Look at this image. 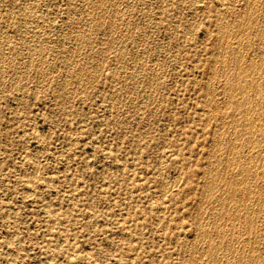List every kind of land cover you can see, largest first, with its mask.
I'll return each mask as SVG.
<instances>
[{
  "label": "rangeland",
  "instance_id": "rangeland-1",
  "mask_svg": "<svg viewBox=\"0 0 264 264\" xmlns=\"http://www.w3.org/2000/svg\"><path fill=\"white\" fill-rule=\"evenodd\" d=\"M0 1V264H264V151L246 160L233 108L246 96L262 140L264 0Z\"/></svg>",
  "mask_w": 264,
  "mask_h": 264
},
{
  "label": "bare ground",
  "instance_id": "bare-ground-1",
  "mask_svg": "<svg viewBox=\"0 0 264 264\" xmlns=\"http://www.w3.org/2000/svg\"><path fill=\"white\" fill-rule=\"evenodd\" d=\"M101 1H102V0H101ZM197 1H198V0H197ZM250 1H251V0H250ZM193 2H194V1H193ZM200 2H201V1H200ZM200 2L198 1V3H200ZM247 2H248V1H247ZM0 3H1V1H0ZM4 3H5V2H4ZM96 3H97V2H96ZM99 3H100V2H99ZM99 3H98V4H99ZM216 3H217V2H216ZM248 3H249V2H248ZM248 3H247V4H248ZM260 3H261V2H260ZM101 4H102V3H101ZM220 4H221V3H220ZM250 6H251V5H250ZM221 7H223V5H221ZM225 7H226V5H225ZM251 7H252V6H251ZM251 7H250V8H251ZM169 8H170V6H169ZM25 9H26V8H25ZM215 9H216V8H215ZM226 9H227V8H226ZM251 9H252V8H251ZM255 9H256V8H255ZM11 10H12V9H11ZM29 10H30V9H29ZM29 10H28V13L31 11V10H30V11H29ZM220 10H221V9H220ZM263 10H264V8H263ZM218 11H219V10H218ZM222 11H223V10H222ZM237 11H238V10H237ZM256 11H257V10H256ZM258 11H259V9H258ZM9 13H10V11H9ZM230 13H231V12H230ZM233 13H234V12H233ZM159 14H160V13H159ZM224 14H225V12H224ZM231 14H232V13H231ZM19 15H20V14H19ZM28 15H29V14H28ZM228 15H229V14H228ZM258 15H260V13H259ZM244 17H245V16H244ZM244 17L241 16L240 19H241V18L244 19ZM256 17H257V16H255V18H256ZM2 18H3V17H2ZM20 18H21V17H20ZM34 18H35V17H34ZM221 18H222V17L220 16V19H221ZM245 18H246V17H245ZM252 18H253V17H252ZM260 18H261V17H260ZM227 19H228V18H227ZM238 19H239V18H238ZM240 19H239V21H238L239 23H240V21L242 20V19H241V20H240ZM253 19H254V18H253ZM24 20H25V18H24ZM126 20H127V19H126ZM144 20H145V19H144ZM215 20H216V19H215ZM87 21H88V19H87ZM89 21H90V20H89ZM92 21H93V20H92ZM92 21H91V22H92ZM218 21H220V20L218 19ZM254 21H255V20H254ZM19 22H20V21H19ZM148 22H149V21H148ZM243 22H244V21H243ZM243 22H242V24H243ZM245 22H247V20H246ZM5 23H6V22H5ZM154 23H155V22H154ZM168 23H169V22H168ZM225 23H226V22H225ZM231 23H232V21H231ZM250 23H251V22H250ZM111 24H112V23H111ZM236 24H237V23H236ZM247 24H248V23H247ZM253 24H254V22H253ZM12 25H13V24H12ZM86 25H87V24H86ZM91 25H92V24H91ZM154 25H155V24H154ZM215 25H216V23H215ZM240 25H241V24H239V25L237 24L236 26L240 27ZM243 25H244V24H243ZM245 25H246V23H245ZM129 26H130V25H129ZM132 26H133V25H132ZM224 26H225V25H224ZM247 26L249 27V24H248ZM247 26H245V27H247ZM262 26H263V25H262ZM242 27H244V26H242ZM235 28H236V27H234V29H235ZM262 28H263V27H262ZM262 28H261V29H262ZM4 29H5V28H4ZM89 29H91V27H90ZM170 29H171V28H170ZM225 29H226V28H225ZM234 29H233V30H234ZM243 29H248V28H243ZM243 29H241V30H243ZM255 29H256V28H255ZM257 29H258V28H257ZM2 30H3V29H2ZM87 30H88V29H87ZM218 30H219V29H218ZM226 30H227V29H226ZM237 30H239V28H237ZM262 30H264V29H262ZM16 31H17V30H16ZM18 31H19V30H18ZM129 31H130V30H129ZM193 31H194V30H193ZM231 31H232V30H231ZM235 32H236V31H235ZM244 32H245V31H244ZM257 32H258V31H257ZM218 33H219V32H218ZM222 33H223V32H222ZM222 33H221V34H222ZM224 33H225V32H224ZM224 33H223V34H224ZM247 33H248V32H247ZM258 33H259V32H258ZM260 33H261V32H260ZM223 34L220 35V37H221V36L223 37ZM227 34H228V33H227ZM234 34H235V33H234ZM238 34H239V31H238ZM238 34L236 33L235 35L237 36ZM243 34H244V33H243ZM263 34H264V33H263ZM4 35H5V34H4ZM4 35H3V36H4ZM81 35H82V34H81ZM215 35H216V34H215ZM230 35H231V34H230ZM240 35H242V34H240ZM240 35H239V36H240ZM249 35H250V34H249ZM1 36H2V35H1ZM25 36H26V35H25ZM132 36H133V35H132ZM218 36H219V35H218ZM218 36H217V37H218ZM242 36H245V37H246V34H245V35H242ZM250 36H251V35H250ZM11 37H12V36H11ZM73 37H74V36H73ZM127 37H128V36H127ZM230 37H233V36H230ZM248 37H249V36H248ZM255 37H256V36H255ZM255 37H254V38H255ZM25 38H26V37H25ZM54 38H55V37H54ZM118 38L120 39V37H118ZM130 38H131V36H130ZM224 38H226V36H225ZM252 38H253V37H252ZM8 39H9V38H8ZM10 39H11V38H10ZM52 39H53V37H52ZM79 39L81 40L80 37H79ZM132 39H133V38H132ZM220 39H221V38H220ZM232 39H233V38H232ZM235 39H236V38H235ZM240 39H241V38H240ZM243 39H244V38H243ZM245 39H246V38H245ZM259 39H260V38H259ZM263 39H264V38H263ZM263 39H262V41H263ZM129 40H130V39H129ZM217 40H218V39H217ZM1 41H2V40H1ZM6 41H7V40H6ZM12 41H13V40H12ZM124 41H125V40H124ZM126 41H127V39H126ZM240 41H241V40H240ZM245 41H246V40H245ZM248 41H250V40H248ZM262 41H261V43H262ZM74 42H75V41H74ZM137 42H138V40H137ZM230 42H231V40H230ZM236 42H237V41H236ZM241 42H242V41H241ZM241 42H240V43H241ZM2 43H3V42H2ZM5 43H6V42H5ZM238 43H239V42H238ZM238 43H237V44H238ZM34 44H35V43H34ZM223 44H224V46H225V43H223ZM235 44H236V43H235ZM241 44H242V43H241ZM257 44H258V42H257ZM2 45H3V44H2ZM217 45H218V44H217ZM228 45H230V43H229ZM243 45H244V43H243ZM248 45H249V43H248ZM263 45H264V44H263ZM263 45H262V46H263ZM8 46H13V44H12V45H8ZM222 46H223V45H222ZM224 46H223L222 49L220 48L221 51L224 49ZM239 46H240V45H239ZM249 46H250V45H249ZM259 46H260V45H259ZM38 47H39V46H38ZM218 47H219V45H218ZM253 47H254V46H253ZM1 48H2V47H1ZM1 48H0V49H1ZM250 48H252V47H250ZM250 48H249V49H250ZM260 48H261V47H260ZM14 49H15V47H14ZM239 49H240V48H239ZM30 50H31V49H30ZM40 50H41V49H40ZM45 50H46V49H45ZM45 50H44V52H45ZM48 50H49V49H48ZM158 50H159V49H158ZM253 50H254V49H253ZM0 51H1V50H0ZM37 51H38V49H37ZM42 51H43V50H42ZM216 51H220V50H216ZM225 51H226V49H225ZM233 51H234V50H233ZM240 51H242V50H240ZM244 51H245V50H244ZM244 51H243V52H244ZM246 51H247V49H246ZM258 51H260V50H258ZM258 51H257V52H258ZM2 52H3V51H2ZM9 52H10V51H9ZM39 52H40V51H39ZM247 52H249V51H247ZM252 52H253V51H252ZM261 52H262V49H261ZM0 53H1V52H0ZM216 53H217V52H216ZM220 53H223V51L220 52ZM233 53H234V52H233ZM238 53H239V52H238ZM241 53H242V52H241ZM255 53H256V52H255ZM258 53H259V52H258ZM258 53H257V54H258ZM263 53H264V51H263ZM51 54H52V53H51ZM70 54H72V53H70ZM217 54H218V53H217ZM226 54H227V53H226ZM245 54H246V53H245ZM10 55H11V54H10ZM13 55H14V54H13ZM137 55H138V54H137ZM141 55H142V54H141ZM224 55H225V54H224ZM240 55H242V54H240ZM247 55H248V53H247ZM253 55H254V53H253ZM8 56H9V54H8ZM142 56H143V55H142ZM216 56H217V55H216ZM216 56H215V57H216ZM218 56H219V55H218ZM220 56H222V55H220ZM233 56L235 57V60H234L235 62H236L237 60H239L240 57H241V56H239L238 54H237V56H239V58H238L237 56H235V55H233ZM258 56H260V55L258 54L257 57H258ZM261 56H262V55H261ZM4 57H5V56H4ZM70 57H71V56H70ZM72 57H73V56H72ZM230 57H231V56H230ZM246 57H247V56H246ZM250 57H251V56H250ZM224 58H225V57H224ZM242 58H243V56L241 57V59H242ZM255 58H256V57H255ZM259 58H260V57H259ZM54 59H55V58H54ZM221 59H222V58H221ZM230 59H231V58H230ZM230 59H229V60H230ZM247 59H248V57H247ZM256 59H257V58H256ZM8 60H9V59H8ZM69 60H70V59H69ZM217 60H218V59H217ZM217 60H216V61H217ZM224 60H225V59H224ZM251 60H253V59H251ZM254 60H255V59H254ZM254 60H253V61H254ZM260 60H261V59H260ZM260 60H259V62H260ZM13 61H14V60H13ZM216 61H215V62H216ZM239 61H240V60H239ZM253 61H252V64L250 63L251 65H253V63H254ZM8 62H9V61H8ZM11 62H12V61H10V63H9L10 66H11ZM213 62H214V61H213ZM222 62H223V61H222ZM229 62H230V61H229ZM229 62H228V63H229ZM235 62H234V63H235ZM244 62H246V61H244ZM263 62H264V61H263ZM19 64H20V63H19ZM19 64H18V65H19ZM221 64H222V63H221ZM223 64H225V63H223ZM226 64H227V63H226ZM235 64H236V63H235ZM259 64H260V63H259ZM228 65H229V64H228ZM238 65H239V63H238ZM6 66H7V64H6ZM21 66H22V65H21ZM221 66H223V65H221ZM224 66H225V65H224ZM232 66H233V65H232ZM232 66H231V68H232ZM242 66H243V65H242ZM256 66H257V65H256ZM256 66H255V64H254V67H256ZM258 66H259V65H258ZM258 66H257V67H258ZM213 67H214V66H213ZM233 67H234V66H233ZM247 67H248V66H247ZM247 67H246V68H247ZM250 67H252V66H250ZM257 67H256V68H257ZM37 68H38V67H37ZM221 68H222V67H221ZM231 68H230V69H231ZM234 68H235V67H234ZM248 68H249V67H248ZM5 69H6V68H5ZM11 69H12V68H11ZM212 69H213V68H212ZM222 69H223V68H222ZM226 69H228L227 66H226ZM226 69H224V72H225ZM235 69H236V68H235ZM237 69H239V68H237ZM263 69H264V68H263ZM263 69H261V71H262ZM8 70H9V69H8ZM239 70H240V69H239ZM242 70H244V68H242L241 71H242ZM249 70H250V69H247V70H245V71L248 72ZM4 71H5V70H4ZM214 71H215V70H214ZM220 71H222V70L220 69ZM231 71H232V70H231ZM250 71H251V70H250ZM252 71H253V70H252ZM257 71H258V68H257ZM263 71H264V70H263ZM17 72H18V70H17ZM17 72H16V73H17ZM211 72H212V71H211ZM234 72H235V71H234ZM237 72H239V71H237ZM242 72H243V71H242ZM253 72H254V71H253ZM227 73H229V72H227ZM256 73H257V72H256ZM256 73H255V74H256ZM155 74H156V73H155ZM210 74H211V73H210ZM215 74H216V72H215ZM240 74H241V72H240ZM251 74H252V76H253V73H251ZM251 74L245 72V74H242V75H241V77H240L241 79H240V80H243V82H245V85H246V86H245L244 84H242V86L244 85L243 87H245V88H246V87H250V88L253 87V90H252V91L255 93V98H254V99H255V102H254V100H253V104H254V106H255V105L259 106L260 104L263 103V98H262V95H263V94H262V93H259V92H260V90H259V85H254L253 80H252V79H254V78L252 77V79H251ZM262 74H263V72H262ZM16 75H17V74H16ZM67 75H68V74H67ZM211 75H212V74H211ZM222 75H223V74H222ZM236 75H238V74L236 73ZM259 75H261V72H260ZM155 76H156V75H155ZM157 76H158V74H157ZM225 77H226V76H225ZM225 77L222 76L223 79H224ZM232 77H233V76H232ZM238 77H239V76H238ZM208 78H209V77H208ZM214 78H215V77H214ZM220 78H221V76H220ZM234 78H235V74H234ZM257 78H258V77H257ZM259 78H260V77H259ZM150 79H151V78H150ZM152 80H153V79H151V81H152ZM209 80H210V78H209ZM212 80H213V79H212ZM231 80H232V78H231ZM236 80H238V79L236 78ZM236 80H235V81H236ZM256 80H257V79H256ZM261 80H262V79H261ZM156 81H157V80H156ZM223 81H224V80H223ZM235 81H233V84H234ZM217 82H219V81H217ZM221 82H222V81H221ZM224 82H225V81H224ZM224 82H223V83H224ZM228 82H229V81H228ZM237 82H239V81H237ZM152 83H153V82H152ZM223 83H222V84H223ZM239 83H240V82H239ZM241 83H242V81H241ZM241 83H240V86H241ZM263 83H264V82H263ZM154 84H155V83H154ZM226 84H227V83H226ZM255 84H256V83H255ZM257 84H258V83H257ZM211 85H212V84H211ZM229 85H230V84H229ZM235 85L238 87V85H237L236 83H235ZM236 86H235V87H236ZM240 86H239V87H240ZM242 86H241V89L243 88ZM126 87H127V86H126ZM239 87H238V88H239ZM261 87H262V86H261ZM261 87H260V89H261ZM263 87H264V86H263ZM206 88H207V86H206ZM223 88H224V84H223ZM223 88H222V89H223ZM209 89H210V88H209ZM224 89H226V88H224ZM224 89H223V90H224ZM230 89H234V88H231V87H230L228 90H230ZM236 89H237V88H235V90H236ZM239 89H240V88H239ZM248 89H249V88H248ZM211 90H212V89H211ZM228 90H227V92H228ZM235 90H233V91H235ZM246 90H247V89H246ZM263 90H264V89H263ZM212 91H213V90H212ZM230 91H231V90H230ZM230 91H229V92H230ZM248 91H250V90H248ZM207 92H208V91H207ZM207 92H206V93H207ZM213 92H214V91H213ZM213 92H212V93H213ZM222 92H224V91H222ZM229 92H228V93H229ZM243 92H244V91H243ZM204 93H205V92H204ZM231 93H232V92H231ZM231 93H229V94H231ZM234 93H236V91H235ZM244 93H245V92H244ZM246 93H247V92H246ZM209 94H210V93H209ZM224 94H225V93H224ZM226 94H227V93H226ZM237 94L242 95V92L240 91V92H238ZM248 94L250 95V92H249ZM261 94H262V95H261ZM232 95H233V94H232ZM235 95H236V94H235ZM235 95H234L233 97H235ZM249 95H247L248 98H249ZM205 96H206V94H205ZM236 96H237V95H236ZM242 96H243V95H242ZM253 96H254V94H253ZM260 96H261V97H260ZM239 97H240V96H239ZM245 97H246V96H245ZM245 97H243V98L240 97L239 99H241V100L238 99L236 102L233 101V102H234V103H233V105H234L233 108H235L236 110H238V111L240 112V113H238V114L240 115V116H239V119H237V120L235 119L234 121H236L237 126H238V125H242L243 128L245 127L244 129H241L240 131H237V132H239V134H238L239 138L241 137V139H244V140H245L244 142H245V144H247L246 147H247V149L249 150L248 152H250V153H248L249 157H247V159L244 158V160L246 159V160H248V162H251V160H252L254 157H255V158L257 157V159H258V156L260 155V153L264 151V140H263V138H264L263 136H264V135L262 136V135L259 133L260 136L263 137V138L261 137L262 140H259V141H253V140H255V139H253V137H252L253 140L251 141V138H250V137H251L252 134H254V133H253V130H254V128H255V127H254V121H255L256 118H254V116L252 117L251 114H249L250 111L244 109L245 101L248 102V99L245 98ZM227 98H228V97H227ZM237 98H238V97H237ZM237 98H236V99H237ZM252 98H253V97H251V99H252ZM230 99H231V98H230ZM236 99H235V100H236ZM245 99H247V100H245ZM152 100H153V99H152ZM227 100H228V99H227ZM204 101H205V100H204ZM205 102H206V101H205ZM207 102H208V101H207ZM209 102H210V101H209ZM225 102H226V99H225ZM215 103H216V102H215ZM231 103H232V101L230 102V104H231ZM249 103H251V101H250ZM249 103H248V104H249ZM204 104H205V103H204ZM204 104H203V105H204ZM209 104H210V103H209ZM220 104H221V103H220ZM226 104H227V102H226ZM205 105H206V104H205ZM249 105L251 106V104H249ZM213 106H214V105H213ZM223 106H224V105H223ZM228 106H229V104H228ZM231 106H232V105H230V107H231ZM138 107H139V106H138ZM142 107H143V106H142ZM245 107H247V106H245ZM143 108H145V107H143ZM214 108H215V107H214ZM216 108H217V107H216ZM220 108H221V107H220ZM257 108L259 109V107H257ZM261 108H263L262 105H261ZM225 109H226V108H225ZM249 109H250V108H249ZM253 109H254V108H253ZM206 110H207V109H206ZM208 110H209V109H208ZM208 110H207V111H208ZM217 110H218V109H217ZM226 110L228 111V109H226ZM256 110H257V109H256ZM138 111H140V110H138ZM141 111H142V110H141ZM227 111H226V113H227ZM254 111H255V110H254ZM258 111H259V110H257V112H258ZM142 112H143V111H142ZM142 112H141V114H142ZM208 112H209V111H208ZM208 112H206V113H208ZM212 112H213V109H212ZM224 112H225V111H224ZM224 112H223V113H224ZM235 112H236V111H235ZM235 112H234V113H235ZM257 112H256V113H257ZM216 113H218V112L216 111ZM223 113H222V114H223ZM232 113H233V112H232ZM232 113H231V114H232ZM208 114H210V113H208ZM258 114H259V113H258ZM252 115H253V114H252ZM255 115H256V114H255ZM263 115H264V114H263V112H262V115H261V116L263 117ZM206 116H207V115H206ZM258 116H259V115H258ZM210 117H212V116L210 115ZM230 117H231V116H230ZM234 117H235V116H234ZM236 117H237V116H236ZM227 118H229V117L227 116ZM207 119H208V118H207ZM213 119H214V118H213ZM216 119H218V118H216ZM223 119H224V117H223ZM230 119H231V118H230ZM232 119H233V118H232ZM260 119H262V121H263V118L260 117ZM220 120H222V119L220 118ZM228 120H229V119H228ZM209 121H210V120H209ZM209 121L206 120V122H209ZM214 121H215V120H214ZM216 121H217V120H216ZM216 121H215V122H216ZM222 121H223V120H222ZM257 121L259 122V120H257ZM258 122H257V123H258ZM204 123H205V122H204ZM232 124H233V122H232ZM232 124H231V122H230L229 125H231V127H232ZM258 124H260V122H259ZM205 125L208 126L207 124H205ZM220 125H222V122H221ZM218 126H219V125H218ZM223 126H224V124H223ZM233 126H234V125H233ZM235 126H236V125H235ZM262 126H263V124H262ZM240 127H241V126H240ZM256 127H258V125H257ZM260 127H261V126H260ZM205 128H206V127H205ZM219 128H220V127H219ZM223 128H224V127H223ZM223 128H222V129H223ZM229 128H230V127H229ZM237 128H239V127H237ZM215 129H217V128H215ZM255 129H256V128H255ZM232 130H233V128H232ZM236 130H237V129H236ZM211 131H213V129H212ZM220 131H222V130H220ZM225 131H226V130H225ZM257 131H258V130H257ZM214 132H216V131H214ZM226 132H227V131H226ZM260 132H261V131H260ZM212 133H213V132H212ZM212 133H211V136H212ZM220 133H222V132H220ZM232 133H234V131H233ZM200 134H201V133H200ZM214 134H215V133H214ZM259 134H258V135H259ZM262 134H263V129H262ZM224 135H225V133H224ZM233 135H234V134H233ZM214 136H216V135H214ZM219 136H220V134H219ZM225 136H226V135H225ZM229 136H231L230 132H229ZM234 136H235V137H238L237 135H234ZM74 137H75V136H74ZM212 137H213V136H212ZM37 138H38V136H37ZM39 138H40V137H39ZM213 138H214V137H213ZM213 138H212V139H213ZM221 138H222V137H221ZM225 138H226V137H225ZM225 138L223 137L222 139H225ZM227 138H228V137H227ZM227 138H226V139H227ZM229 138H230V137H229ZM254 138H255V137H254ZM256 138H257V136H256ZM258 138H259V137H258ZM226 139H225V140H226ZM230 139H231V138H230ZM230 139H229V141H230ZM232 139H234V138L232 137ZM214 140H215V139H214ZM234 140H235V139H234ZM234 140H232V141H234ZM43 141H44V140H43ZM226 141H228V140H226ZM236 141H237V138H236ZM240 141H241V140H240ZM240 141H238V142L240 143ZM242 141H243V140H242ZM41 142H42V139H41ZM41 142H40V143H41ZM72 142H73V141H72ZM74 142H75V141H74ZM234 142H235V141H234ZM244 142H243V143H244ZM217 143H218V142H217ZM220 143H221V142H220ZM231 143H233V142H231ZM70 144H71V143H70ZM211 144H212V143H211ZM213 144H214V143H213ZM229 144H230V143H229ZM237 144H238V143H237ZM245 144H244V145H245ZM43 145H44V144H43ZM215 145H216V143H215ZM215 145H214V146H215ZM218 145H219V144H218ZM218 145H216V146H218ZM222 145H223V144H222ZM224 145H225V144H224ZM227 145H228V144H227ZM231 145H232V144H231ZM238 145H239V144H238ZM238 145H237V146H238ZM209 146H210V145H209ZM212 146H213V145H212ZM214 146H213V147H214ZM228 146H230V145H228ZM232 146L238 148V147L236 146V144H233ZM240 146H241V144H240ZM242 146H243V145H242ZM219 147H220V146H219ZM226 147H227V146H226ZM243 147H245V146H243ZM211 148H212V147H211ZM230 148H231V147H230ZM213 149H214V148H213ZM217 149H218V148H217ZM222 149H223V148H222ZM239 149H240V148H239ZM239 149H238V150H239ZM242 149H243V148H242ZM242 149H241V151H242ZM247 149H246V150H247ZM219 150H220V148H219ZM227 150H228V149H227ZM232 150H233V148H232ZM225 151H226V150H225ZM234 151H235V150H234ZM235 152H236V151H235ZM207 153H208V152H207ZM211 153H212V152L210 151V155H211ZM214 153H216V152H214ZM237 153H238V152H237ZM239 153H240V152H239ZM246 153H247V152H246ZM222 154H223V153H222ZM225 154H226V153H225ZM243 154H244V153H243ZM210 155H209V156H210ZM214 155H215V154H214ZM220 155H221V154H220ZM227 155L229 156V151H228ZM257 155H258V156H257ZM263 155H264V152H263ZM218 156H219V155H218ZM246 156H247V155H246ZM261 156H262V155H261ZM214 157H215V156H214ZM214 157H213V158H214ZM219 157H220V156H219ZM236 157H237V156H236ZM236 157H235V158H236ZM240 157H241V156H240ZM242 157H243V156H242ZM242 157H241V158H242ZM259 157H260V156H259ZM207 158H208V157H207ZM226 158H228V157L226 156ZM226 158H225V159H226ZM232 158H233V157H232ZM255 158H254V159H255ZM218 159H219V158H218ZM238 159H239V157H238ZM115 160H116V159H115ZM215 160L217 161V159H214V161H215ZM221 160H223V159H221ZM228 160H229V159H228ZM230 160H231V157H230ZM230 160H229V161H230ZM236 160H237V159H236ZM241 160L243 161V159H241ZM258 160H259V159H258ZM260 160H261V159H260ZM262 160H263V159H262ZM226 161H227V160H226ZM226 161H224V163H225ZM232 161H233V160H232ZM252 161H253V160H252ZM220 162H222V161H220ZM230 162H231V161H230ZM230 162H229V163H230ZM237 162H238V161H237ZM240 162H241V161H240ZM248 162L245 163V164H249ZM254 162L257 163V161H254ZM261 162H263V161H261ZM213 163H215V162H213ZM216 163H217V162H216ZM229 163H227V165H226V164H225V165L228 166ZM231 163H232V162H231ZM206 164H207V163H206ZM208 164H209V162H208ZM220 164H221V163H220ZM233 164H234V163H233ZM233 164H232V165H233ZM235 164H236V163H235ZM253 164H254V163H253ZM253 164H252V165H253ZM32 165H33V164H32ZM35 165H36V164H35ZM232 165H231V167L233 168L234 165H233V166H232ZM236 165H237V164H236ZM252 165H251V166H252ZM254 165H255V164H254ZM254 165H253V166H254ZM25 166H26V165H25ZM176 166H177V165H176ZM216 166H217V165H216ZM238 166H240V165H238ZM238 166H237V167H238ZM241 166H242V169H241V167H240V169H241V172H242V179H240V182H239V180H238V181L236 180V181H237L238 183H241V182H242V183H245V182H246L245 179H247V177H249V175H250V174H249V173H250L249 171L251 170V166L249 167L250 170H248V171H247V169L245 168L243 162H241ZM253 166H252V167H253ZM262 166H264V164H263ZM36 167H37V166H36ZM258 167H259V166H258ZM32 168H33V167H32ZM208 168H209V167H208ZM223 168H224V167H223ZM225 168H226V167H225ZM229 168H230V167H229ZM229 168H228V169H229ZM249 168H248V169H249ZM254 168H255V167H254ZM254 168H253V169H254ZM36 169H37V168H36ZM123 169H124V168H123ZM204 169H205V168H204ZM204 169H203V170H204ZM240 169H237L236 171H239ZM259 169H260V168H259ZM209 170H210V169H209ZM212 170H214L213 167H212ZM220 170H221V169H220ZM224 170H225V169H224ZM233 170H234V168L232 169V171H233ZM206 171H208V169H207ZM210 171H211V170H210ZM229 171H230V170H229ZM232 171H231V172H232ZM255 171H257V170L255 169ZM223 172H225V171H223ZM227 172H228V171H227ZM233 172H235V171H233ZM239 172H240V171H239ZM207 173H208V172H207ZM210 173H211V172H210ZM214 173H215V172H214ZM218 173H219V172H218ZM236 173H237V172H236ZM236 173H234V175H235ZM256 173H257V172H256ZM176 174H177V173H176ZM179 174H180V173H179ZM202 174H204V173H202ZM211 174H212V173H211ZM215 174H217V172H216ZM220 174H221V173H220ZM237 174H239V173H237ZM251 174H252V173H251ZM172 175H174V174H172ZM230 175H232V174H230ZM178 176H179V175H178ZM216 176H218V175H216ZM216 176H215V177H216ZM219 176H220V175H219ZM219 176H218V177H219ZM227 176H229V174H228ZM236 176H238V175H236ZM253 176H255V175H253ZM256 176H261V177L264 176V168H262L261 170H259V172L257 173ZM167 177H169V176H167ZM167 177H166V179H167ZM210 177H211V175H210ZM212 177H213V176H212ZM218 177H217V178H218ZM225 177H226V175H225ZM232 177H234V176H232ZM178 178H180V177H178ZM204 178H206V176H205ZM223 178H224V177H222V180H223ZM253 178H254V177H253ZM263 178H264V177H263ZM229 179H230V177H229ZM232 179H233V178H232ZM255 179H256V177H255ZM257 179H258V178H257ZM178 180H179V179H178ZM198 180H199V178H198ZM205 180H206V179H205ZM224 180H225V179H224ZM82 181H83V180H82ZM166 181H167V180H166ZM166 181H165V182H166ZM209 181H210V180H209ZM230 181L232 182V180H230ZM170 182H172V181H170ZM237 182H236V183H237ZM256 182H257V181H256ZM172 183H173V182H172ZM202 183L204 184V181H203ZM208 183H209V182H208ZM208 183H207V184H208ZM211 183H212V182H211ZM213 183L215 184L214 181H213ZM219 183H220V182H219ZM254 183H255V182H254ZM260 183H261V182H260ZM173 184H175V182H174ZM207 184H205V186H206ZM226 184H228V183H226ZM229 184H230V183H229ZM249 184H250V182H249L247 185H249ZM75 185H76V184H75ZM166 185H167V183H166ZM168 185H170V184H168ZM219 185H220V184H219ZM221 185H222V184H221ZM242 185L244 186V184H242ZM253 185H254V184H253ZM255 185H256V184H255ZM263 185H264V184H263ZM171 186H172V185H171ZM222 186L224 187V182H223V185H222ZM227 186H229V185H227ZM240 186H241V185H240ZM168 187H169V186H168ZM218 187H219V186H218ZM223 187H222V188H223ZM232 187H233V186H232ZM244 187H245V186H244ZM248 187H249V186H248ZM164 188H165V187H164ZM166 188H167V186H166ZM208 188H209V187H208ZM213 188H214V187H213V185H212V190H213ZM236 188H239V187L236 186ZM236 188H235V189H236ZM252 188H253V187H252ZM259 188L261 189V185H260ZM259 188H258V189H259ZM73 189H74V188H73ZM168 189H169V188H167V191H168ZM171 189H172V188H171ZM203 189H204V188H203ZM247 189H248V188H247ZM258 189H257V190H258ZM164 190H166V189H164ZM210 190H211V188H210ZM221 190H222V189H221ZM227 190H228V188H227ZM200 191H201V190H200ZM206 191H207V190H206ZM208 191H209V190H208ZM208 191H207V192H208ZM216 191H218V190H216ZM216 191H215V192H216ZM224 191H226V190L224 189ZM228 191H229V190H228ZM234 191L236 192V190H234ZM253 191H254V190H253ZM253 191H252V193H253ZM263 191H264V189H263ZM163 192H165V191H163ZM215 192H214V193H215ZM229 192H230V194H231V191H229ZM261 192H262V190H261ZM261 192H260V194H261ZM221 193H223V192H221ZM224 193H225V192H224ZM164 194H165V193H164ZM199 194H200V193H199ZM201 194H202V193H201ZM207 194H208V193H207ZM216 194H218V192H217ZM219 194H220V193H219ZM219 194H218V195H219ZM233 194H234V193H233ZM248 194L250 195V193H248ZM257 194H258V193H257ZM262 194H263V193H262ZM262 194H261V195H262ZM204 195H205V194H204ZM228 195H229V194H228ZM245 195H246V194H245ZM261 195H260L259 198H261ZM220 196H222V195L220 194ZM232 196H233V195H232ZM238 196H239V195H237V197H238ZM212 197H213V196H212ZM227 197H228V196H227ZM239 197H240L241 199L243 198V197H241V196H239ZM247 197H248V196H247ZM250 197H251V195H250ZM263 197H264V196H263ZM214 198H215V196L213 197V199H214ZM232 198L235 199L234 197H232ZM240 198H239V199H240ZM244 198H245V197H244ZM257 198H258V197H257ZM257 198H255V199H257ZM259 198H258V199H259ZM210 199H211V197H210ZM210 199H209V200H210ZM216 199H217V198H216ZM219 199H221V198H219ZM227 199H229V198H227ZM227 199H226V200H227ZM236 199H237V198H236ZM247 199H248V198H246L245 200L247 201ZM262 199H263V198H262ZM204 200H206V199H204ZM245 200H244V201H245ZM259 200H260V199H259ZM214 201H217V200H214ZM219 201H220V200H219ZM252 201H253V200H252ZM203 202H205V201H202V203H203ZM208 202H209V201H208ZM221 202H222V201H221ZM259 202H260V201H259ZM155 203H156V202H155ZM198 203H199V202H198ZM262 203H263V202H262ZM158 204H159V203H158ZM208 204H210V203H208ZM215 204H218V205H219V203H215ZM227 204H228V206H229L230 203L228 202ZM200 205H203V204H200ZM200 205H199V206H200ZM211 205H213V204H211ZM221 205H222V204H221ZM224 205H225V204H224ZM231 205H232V204H231ZM252 205H254V204H252ZM163 206H164V205H163ZM197 206H198V205H197ZM226 206H227V205H225V207H226ZM235 206H236V205H235ZM250 206H251V205H250ZM258 206H259V205H258ZM164 207H165V206H164ZM202 207H203V206H202ZM207 207H208V206H207ZM211 207H212V206H211ZM217 207H218V206H217ZM238 207H239V206H238ZM248 207H249V204H248ZM260 207H261V206H259L258 210L260 209ZM212 208H213V207H212ZM223 208H224V207H223ZM234 208H235V207H234ZM252 208H253V207H252ZM154 209H155V206H154ZM156 209H157V207H156ZM158 209H159V208H158ZM164 209H165V208H164ZM164 209H163V210H164ZM209 209H211V208L209 207ZM229 209H230V208H229ZM236 209H237V206H236ZM240 209H241V208H240ZM248 209H249V208H248ZM77 210H79V209H77ZM161 210H162V209H161ZM161 210H160V212H162ZM196 210H198V209H196ZM200 210H201V209H200ZM211 210H212V209H211ZM222 210H223V209H222ZM222 210H220V211H222ZM224 210H225V209H224ZM234 210H235V209H234ZM251 210H253V209H251ZM251 210H249V211H251ZM255 210H257V207H256V209H254V211H255ZM225 211H226V210H225ZM225 211H224V212H225ZM228 211H230V210H228ZM232 211H233V210H232ZM238 211H240V210H238ZM254 211H253V212H254ZM160 212H159V213H160ZM209 212H210V211H209ZM216 212H217V210H216ZM216 212L214 211L213 214L216 213ZM251 212H252V211H251ZM253 212L250 213V215L253 214ZM78 213H79V212H78ZM159 213H158V214H159ZM197 213H198V212H197ZM217 213H218L217 215H220V214H219V211H218ZM233 213H234V212H233ZM257 213H258V212L256 211V214H257ZM91 214H92V213H91ZM238 214H239V213H238ZM262 214H263V213H262ZM217 215H216L215 217H217ZM223 215H224V214H223ZM227 215H229V214L227 213ZM235 215H236V214H235ZM235 215H234V216H235ZM242 215H244V214H242ZM242 215H241V216H242ZM208 216H209V215H208ZM231 216H233V215L231 214ZM251 216H252V215H251ZM256 216H257V215H256ZM263 216H264V215H262V217H263ZM46 217H47V215H46ZM209 217H210V216H209ZM209 217H208V221L211 220V218L209 219ZM218 217H219V216H218ZM220 217L222 218V216H220ZM225 217H227V216H225ZM236 217H237V215H236ZM244 217H245V216H244ZM247 217H248V218H251L249 215H247ZM212 218H213V217H212ZM221 218H220V219H221ZM232 218H233V217H232ZM255 218H256V217H255ZM218 219H219V218H218ZM223 219H225V218H223ZM227 219H228V218H227ZM241 219H243V218L241 217ZM245 219H246V218H245ZM253 219H254V218H253ZM50 220H51V219H50ZM225 220H226V219H225ZM250 220H251V219H250ZM255 220H257V219H255ZM259 220H260V219H259ZM262 220H264V219H262ZM48 221H49V220H48ZM55 221H56V220H55ZM223 221H224V220H223ZM234 221H237V220H235V219H234L233 221L231 220V223L233 222V224H234ZM227 222H228V220H227ZM247 222H248V221H247ZM249 222H250L251 225H252V221H249ZM254 222H255V221H254ZM55 223H56V222H55ZM208 224H209V223H208ZM222 224H223V222L221 223V226H222ZM224 224H226V223H224ZM229 224H230V223H229ZM236 224H237V223H236ZM236 224H235V227H236ZM238 224L240 225L239 222H238ZM242 224H244V222H243ZM242 224H241V225H242ZM157 225H158V224H157ZM205 225H206V224H205ZM230 225L233 226L232 224H230ZM239 225H238V228H239ZM248 225H250V224H248ZM248 225H247L245 228L248 229V228L250 227V226H248ZM195 226H197V224H196ZM195 226L193 225V227H195ZM231 226H230V227H231ZM252 226H253V225H252ZM252 226H251V227H252ZM197 227H198V226H197ZM197 227H195V228H197ZM222 227H224V225H223ZM226 227H227V226H226ZM226 227H225V228H226ZM253 227H255V226H253ZM195 228H194V229H195ZM208 228H210V227H208ZM259 228H262L261 225H260ZM206 229H207V228H206ZM226 229H227V228H226ZM232 229H233V228H232ZM234 229H235V228H234ZM234 229H233V230H234ZM240 229H241V228H240ZM250 229H251V228H249V230H250ZM257 229H258V228H256V230H257ZM263 229H264V228H263ZM199 230H200V229H199ZM211 230H212V229H211ZM221 230H222V228H221ZM233 230H232V231H233ZM237 230H238V229H237ZM254 230H255V229H254ZM261 230H262V229H261ZM213 231H214V230H213ZM238 231H239V230H238ZM243 231H244V229H243ZM258 231H259V229H258ZM258 231H257V232H258ZM195 232H196V231H194V233H195ZM220 232H221V231H220ZM221 233H222V232H221ZM225 233H226V232H225ZM225 233H223V235H224ZM246 233H248V232L246 231ZM203 234H206V233L203 232ZM216 234H217V233H216ZM216 234H215L214 237H217ZM232 234H233V233H232ZM234 234H235V233H234ZM243 234H244V233H243ZM251 234H252V233H251ZM260 234H262V233H260ZM131 235H132V234H131ZM213 235H214V234H213ZM197 236H198V234H197ZM207 236H208V235H207ZM221 236H222V235H221ZM229 236H230V235H229ZM229 236H228V237H229ZM237 236H238V235H237ZM237 236H236V237H237ZM246 236H247V234H246ZM260 236H261V235H260ZM205 237H206V236H205ZM228 237H227V238H228ZM230 237H231V236H230ZM236 237H235V238H236ZM248 237L250 238V236H248ZM197 238H198V237H197ZM219 238H220V237H219ZM238 238H239V237H238ZM249 238H246V239L249 240ZM253 238H254V237L252 236V239H253ZM256 238H257V237H256ZM256 238H255V239H256ZM206 239H207V237H206ZM230 239H231V238H230ZM230 239H228V240H230ZM242 239H243V238H242ZM244 239H245V238H244ZM246 239H245V240H246ZM204 240H205V239H204ZM208 240H209V239H208ZM214 240H217V239H212V241H214ZM225 240H226V239H225ZM228 240H227V241H228ZM231 240H232V239H231ZM236 240H239V239H236ZM245 240H244V241H245ZM233 241H235V240L233 239ZM244 241H242V242H244ZM249 241H250V240H249ZM256 241H257V240H256ZM256 241H253V242H256ZM260 241H261V240H260ZM260 241H259V242H260ZM195 242H196V241H195ZM199 242H200V239H199ZM199 242H198V243H199ZM228 242H230V241H228ZM247 242H248V241H247ZM257 242H258V241H257ZM259 242H258V244H260ZM208 243H209V242H208ZM216 243H218V242H216ZM226 243H227V242H226ZM236 243H238V241H237ZM212 244H213V242H212ZM219 244H220V242H219ZM221 244H222V243H221ZM221 244L219 245L220 247H221ZM229 244H230V243H229ZM244 244H245V242H244ZM197 245H198V244H197ZM205 245H206V243H205ZM227 245H228V244H227ZM241 245H243V243H242ZM241 245H240V246H241ZM252 245H253V244H252ZM192 246H193V245H192ZM211 246H213V245H211ZM211 246H210V247H211ZM214 246H216V244H215ZM219 246H218V247H219ZM236 246H237V245H236ZM240 246H239V247H240ZM253 246H254V245H253ZM195 247H196V246H195ZM218 247H217V250H218ZM220 247H219V248H220ZM229 247H230V245H229ZM234 247H235V246H234ZM234 247H233V248H234ZM247 247H249V246H247ZM254 247H255V246H254ZM258 247H259V246H258ZM258 247H256V248L258 249ZM192 248L195 249L194 247H192ZM201 248H202V247H201ZM201 248H200V249H201ZM206 248H208V246H207ZM240 248H241V247H240ZM243 248H244V247H243ZM252 248H253V247H252ZM187 249H188V248H187ZM210 249H212V248H210ZM235 249H236V248H235ZM241 249H242V248H241ZM191 250H192V249H191ZM202 250H205V249L202 248ZM212 250H213V249H212ZM226 250H228L227 247H226ZM229 250H230V248H229ZM243 250H244V249H243ZM206 251H208V250L206 249ZM219 251H220V250H219ZM219 251H218V252H219ZM238 251H239V248H238ZM201 252H202V251H201ZM225 252L227 253V251H225ZM240 252H242V251H240ZM240 252H239V253H240ZM250 252H251V251H250ZM203 253H204V252H203ZM203 253H202V254H203ZM208 253H209V254H208L209 256L213 254L212 252H211V254H210V252H208ZM216 253H217V252H216ZM216 253H215V254H216ZM222 253H223V252H222ZM242 253H243V252H242ZM192 254H193V253H192ZM218 254H220V253H218ZM231 254H232V253H231ZM236 254H237V253H236ZM190 255H191V253H190ZM204 255H205V254H204ZM208 255H207V256H208ZM224 255H225V254H224ZM227 255H228V254H227ZM233 255H234V254H233ZM238 255H239V254H238ZM193 256H194V255H193ZM197 256H198V255H197ZM200 256H201V255H200ZM214 256H216V255H214ZM217 256H219V255H217ZM231 256H232V255H231ZM244 256H245V255H244ZM253 256H254V255H253ZM256 256H257V254H256ZM88 257H89V256H88ZM189 257L191 258V256H189ZM223 257H224V256H223ZM227 257H228V256H227ZM236 257H237V256H236ZM236 257H234V258H236ZM247 257H248V256H247ZM249 257H250V255H249ZM69 258H70V257H69ZM190 258H188V260H189ZM208 258H209V257H208ZM211 258H212V256H211ZM218 258H220V256H219ZM228 258H229V257H228ZM228 258H227V259H228ZM239 258H240V257H239ZM258 258H259V257H258ZM70 259H72V258H70ZM70 259H69V260H70ZM89 259H90V258H89ZM89 259H88V260H89ZM196 259H197V258H196ZM200 259H201V258H200ZM205 259H206V258H205ZM212 259H213V258H212ZM214 259H217V258L215 257ZM214 259H213V261H214ZM220 259H222V258H220ZM227 259H226V260H227ZM245 259H246V257H245ZM251 259H252V257H251ZM255 259H257V258H255ZM259 259H260V258H259ZM72 260H73V259H72ZM190 260H191V259H190ZM193 260H195V259H193ZM198 260H199V258H198ZM75 261H76V259L72 262V264L75 263ZM121 261H122V259H121ZM186 261H187V260H186ZM195 261H196V260H195ZM230 261H232V260H230ZM242 261H243V260L240 261V259H239L238 262H236V264H241ZM250 261H251L250 259H246L245 262H247V263H245V264H248ZM70 262H71V261H70ZM70 262H68V263H70ZM190 262H192V261H190ZM202 262H203V261H202ZM202 262H201V263H202ZM215 262H216V261H215ZM215 262H214V264H215ZM219 262H220V260H219ZM226 262H227V261H226ZM193 263H194V262H193ZM99 264H100V263H99ZM188 264H191V263H188ZM194 264H195V263H194ZM206 264H207V263H206ZM217 264H218V263H217ZM222 264H223V263H222ZM225 264H226V263H225ZM234 264H235V263H234Z\"/></svg>",
  "mask_w": 264,
  "mask_h": 264
}]
</instances>
